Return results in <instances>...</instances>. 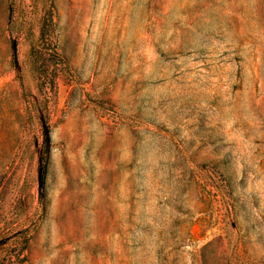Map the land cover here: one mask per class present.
<instances>
[{
    "label": "rangeland",
    "instance_id": "rangeland-1",
    "mask_svg": "<svg viewBox=\"0 0 264 264\" xmlns=\"http://www.w3.org/2000/svg\"><path fill=\"white\" fill-rule=\"evenodd\" d=\"M0 264H264V0H0Z\"/></svg>",
    "mask_w": 264,
    "mask_h": 264
}]
</instances>
